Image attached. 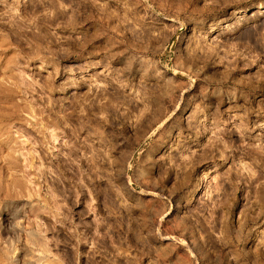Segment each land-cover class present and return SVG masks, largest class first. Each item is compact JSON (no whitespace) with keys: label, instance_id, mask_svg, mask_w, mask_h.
Returning a JSON list of instances; mask_svg holds the SVG:
<instances>
[{"label":"rangeland","instance_id":"obj_1","mask_svg":"<svg viewBox=\"0 0 264 264\" xmlns=\"http://www.w3.org/2000/svg\"><path fill=\"white\" fill-rule=\"evenodd\" d=\"M0 264H264V0H0Z\"/></svg>","mask_w":264,"mask_h":264}]
</instances>
